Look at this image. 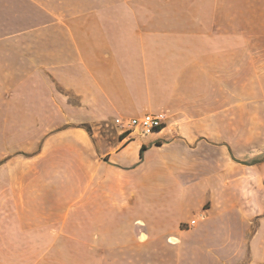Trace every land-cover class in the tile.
<instances>
[{"label": "crops", "instance_id": "1", "mask_svg": "<svg viewBox=\"0 0 264 264\" xmlns=\"http://www.w3.org/2000/svg\"><path fill=\"white\" fill-rule=\"evenodd\" d=\"M263 188L264 0H0V264H264Z\"/></svg>", "mask_w": 264, "mask_h": 264}, {"label": "built area", "instance_id": "2", "mask_svg": "<svg viewBox=\"0 0 264 264\" xmlns=\"http://www.w3.org/2000/svg\"><path fill=\"white\" fill-rule=\"evenodd\" d=\"M166 116L164 114H145L141 117L123 119L118 123V128L123 133L137 132L140 135H149L154 132V128H161ZM196 219H192L188 226H195Z\"/></svg>", "mask_w": 264, "mask_h": 264}, {"label": "rangeland", "instance_id": "3", "mask_svg": "<svg viewBox=\"0 0 264 264\" xmlns=\"http://www.w3.org/2000/svg\"><path fill=\"white\" fill-rule=\"evenodd\" d=\"M111 127V128H110ZM108 129V130H107ZM119 130V129H118ZM116 127L114 126H112V125H110V126H107L106 127V129L105 130H100V131H97L98 132V134H100V133H102L103 134V137L104 138H106V139H111L112 138V136H113V134L114 133H116ZM258 143V142H257ZM111 145V144H110ZM262 192L264 193V188L262 189ZM261 201H263V205L262 206H264V196H263V198L261 199ZM259 223V222H258ZM255 223H254V226L252 225V227H251V231L249 232V233H251V232H255ZM247 236H249V234L247 235Z\"/></svg>", "mask_w": 264, "mask_h": 264}, {"label": "bare ground", "instance_id": "4", "mask_svg": "<svg viewBox=\"0 0 264 264\" xmlns=\"http://www.w3.org/2000/svg\"><path fill=\"white\" fill-rule=\"evenodd\" d=\"M157 129H159V128H154V131H156ZM173 240V239H172ZM174 241V240H173Z\"/></svg>", "mask_w": 264, "mask_h": 264}, {"label": "trees", "instance_id": "5", "mask_svg": "<svg viewBox=\"0 0 264 264\" xmlns=\"http://www.w3.org/2000/svg\"><path fill=\"white\" fill-rule=\"evenodd\" d=\"M157 130H159V129H157ZM157 130H156V131H157Z\"/></svg>", "mask_w": 264, "mask_h": 264}]
</instances>
